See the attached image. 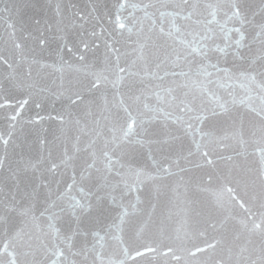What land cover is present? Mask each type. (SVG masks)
I'll return each instance as SVG.
<instances>
[{"label":"snow or ice","instance_id":"6c2138e0","mask_svg":"<svg viewBox=\"0 0 264 264\" xmlns=\"http://www.w3.org/2000/svg\"><path fill=\"white\" fill-rule=\"evenodd\" d=\"M0 264H264V0H0Z\"/></svg>","mask_w":264,"mask_h":264},{"label":"water","instance_id":"95a60500","mask_svg":"<svg viewBox=\"0 0 264 264\" xmlns=\"http://www.w3.org/2000/svg\"><path fill=\"white\" fill-rule=\"evenodd\" d=\"M64 2L67 3V2H69V0H64ZM71 2L72 3H84V2H87V0H71ZM57 107H58V105H57ZM34 114H35V110L33 109L31 115H34ZM52 114L55 115V113H52ZM41 115H47V112H42ZM28 118H30L29 114L26 113L25 119H28ZM50 123L51 122H46L44 126L47 128V127H49ZM52 126H55V125H52Z\"/></svg>","mask_w":264,"mask_h":264}]
</instances>
